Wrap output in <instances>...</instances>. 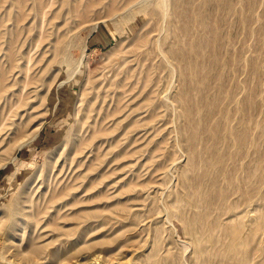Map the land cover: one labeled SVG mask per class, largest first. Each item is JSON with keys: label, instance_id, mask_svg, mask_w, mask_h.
<instances>
[{"label": "rangeland", "instance_id": "obj_1", "mask_svg": "<svg viewBox=\"0 0 264 264\" xmlns=\"http://www.w3.org/2000/svg\"><path fill=\"white\" fill-rule=\"evenodd\" d=\"M0 264H264V0H0Z\"/></svg>", "mask_w": 264, "mask_h": 264}, {"label": "bare ground", "instance_id": "obj_2", "mask_svg": "<svg viewBox=\"0 0 264 264\" xmlns=\"http://www.w3.org/2000/svg\"><path fill=\"white\" fill-rule=\"evenodd\" d=\"M89 107H90V105H89ZM184 112H185V115L189 118L190 117V113H189V111H188V108H185L184 109ZM87 114H85V115H87V117H88V111L86 112ZM86 118V117H85ZM93 133V132H92ZM94 133H97V132H94ZM91 135H93V134H91ZM90 135V136H91ZM89 139H90V137H89ZM80 143V142H79ZM81 143H83L82 145L83 146H88V144H89V140H84V141H81ZM81 143L80 144H78V146L79 145H81ZM77 149V148H76ZM78 150H79V148H78ZM77 151V150H76Z\"/></svg>", "mask_w": 264, "mask_h": 264}]
</instances>
